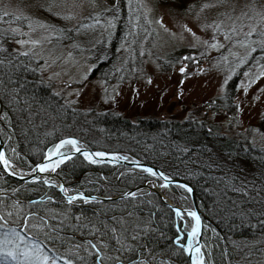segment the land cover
<instances>
[{"label": "trees", "instance_id": "trees-1", "mask_svg": "<svg viewBox=\"0 0 264 264\" xmlns=\"http://www.w3.org/2000/svg\"><path fill=\"white\" fill-rule=\"evenodd\" d=\"M29 63L22 54L0 51V107L6 116L1 132L8 158L16 168L32 172L48 158L50 149L67 139L77 140L80 148L148 164L194 188L205 223V264H264L263 146L253 144L245 133H237L238 138L220 134V128L207 121L131 122L114 114L73 110ZM222 100L231 104L230 90L218 102ZM94 133L97 137L92 140ZM74 150L71 145L61 149L64 154ZM57 174L69 194L88 196H120L150 182L163 184L158 176L143 170L91 163L82 156L67 161ZM162 190L183 208L192 203L184 188L170 185ZM14 204L26 211L30 222H38L36 231L29 222L26 235L38 236L46 251L51 249L62 257L58 261L62 264L63 258L73 264H95V257H88L84 247H75L88 241L98 246L108 243L110 247L102 251L120 255L125 264L130 258L144 259L146 264H190L176 241L186 244L184 221L192 219L177 217L148 191L116 202L84 204L79 200L70 205L51 186L12 180L0 168V206L8 211ZM112 228L136 251H113L119 245L112 239ZM134 235L136 240L131 239Z\"/></svg>", "mask_w": 264, "mask_h": 264}, {"label": "rangeland", "instance_id": "rangeland-1", "mask_svg": "<svg viewBox=\"0 0 264 264\" xmlns=\"http://www.w3.org/2000/svg\"><path fill=\"white\" fill-rule=\"evenodd\" d=\"M0 18V51L26 56L73 110L131 122L207 121L264 147V0H0ZM228 90L231 104L218 102ZM5 123L0 107V130ZM0 210L23 230L26 211L17 222V209Z\"/></svg>", "mask_w": 264, "mask_h": 264}, {"label": "snow or ice", "instance_id": "snow-or-ice-1", "mask_svg": "<svg viewBox=\"0 0 264 264\" xmlns=\"http://www.w3.org/2000/svg\"><path fill=\"white\" fill-rule=\"evenodd\" d=\"M204 7H209V5H205ZM7 15V13H6ZM70 18V17H69ZM17 19H20V17H17ZM26 19V18H25ZM158 23L162 24V21H158ZM29 28L32 27L31 24L28 25ZM114 26V25H113ZM84 27H88L85 25ZM185 31H188L192 34L194 40L199 41V37L195 35V33L192 32L191 29L187 28V26H183ZM219 26H217L218 28ZM13 31H18V29H14ZM248 35H252V32H249ZM227 39V35L225 36ZM20 43H24L23 41H20ZM207 43V42H205ZM264 43V42H262ZM195 46V45H193ZM211 47L217 48L219 47L218 44H212ZM256 49L253 48L252 51H255ZM27 55V53H24ZM184 59H189V57H185ZM243 63V61H242ZM186 71L184 67L180 69V72L183 74ZM247 76L248 73H245ZM229 77L228 79H230ZM149 83L151 81L149 80ZM227 83V81H225ZM245 92H247V88H245ZM65 145H71L76 152H80L81 149L78 147V141L75 139H67V140H61L59 144L55 145L53 149L49 150L48 158L51 159L53 156H59L60 159H58L55 164H39L37 165V168L40 172H48L49 170L55 172L56 168L60 166V164L64 163L65 159L69 158L66 157L65 154L61 151V149ZM14 151V150H13ZM95 156L103 157L105 154L103 152H98L94 154ZM83 156L85 159L89 160L91 163H96L97 161L92 158V154H90L88 151L83 152ZM115 159H120V157H115ZM124 159H127L124 157ZM0 163H2L5 167V169H8L10 167V162L5 157L4 152H0ZM36 169H33L35 171ZM145 172L149 173L152 176H159L160 179L165 181L164 184L161 185V187H168V177L164 175V173H156L151 168H145ZM13 175L15 173H12ZM23 178V177H21ZM43 183L50 184V181L44 180ZM60 191L64 193L65 197L67 198V203L72 204L76 200H83L84 203H88V199H86L83 194H79L76 196H70L68 195V190L63 187V185H60ZM180 187H184L181 185ZM189 192L191 191L190 188L187 189ZM15 191V190H14ZM131 196H135V193H131ZM93 200L95 197L92 198ZM33 203H36L33 201ZM14 208L17 209L16 216H17V222L21 219L19 214V205L14 204ZM176 215L179 217L181 216V212L177 209ZM189 215L195 220V225L192 227L191 231L188 233V245L187 247H184L182 244H180V240L178 239L176 243L180 245L181 248H183L184 251L192 253V264H204L203 255L201 253V250L199 247H196L193 249L192 241L196 238L199 232L200 227V218L197 216L195 212L189 213ZM8 217L13 216V212L7 213ZM29 219L30 217L25 216L23 217V230L25 231V234H22V231L18 227H9L8 220L5 218V216L0 215V264H58V261L62 259V257L56 255V253L48 249L45 250V245L43 242L39 241L38 236H32L28 237L26 235V230L29 228ZM76 220H79L80 217H75ZM32 227H36V225H32ZM98 231V229L96 230ZM112 232V239L115 240V243L119 245L118 248L112 249L115 252L121 253V252H135L136 249L132 247L131 245H128L125 243L124 239L121 235H117V230L115 228L111 229ZM48 239H51V237H48ZM132 240H136L137 236H132ZM75 247L80 248L84 247V250L88 253V257H95V264H109V262H114V264H125V260L121 259L120 255H116L115 257L108 255L106 252L102 251V249H108L110 245L108 243H102L100 246H98L95 243H92L91 241L87 242V245H75ZM94 250V251H93ZM51 253V254H49ZM81 260H85V257H79ZM63 264H73L71 260H68L66 258H63ZM127 264H146V261L144 259H134L130 258L127 261Z\"/></svg>", "mask_w": 264, "mask_h": 264}, {"label": "water", "instance_id": "water-1", "mask_svg": "<svg viewBox=\"0 0 264 264\" xmlns=\"http://www.w3.org/2000/svg\"><path fill=\"white\" fill-rule=\"evenodd\" d=\"M84 151H88L90 154H92V158L95 159L96 161L106 162V163H110L112 165L127 166V167H130V168H133V169H138V170H143V171H144L145 168H151L156 173H161L162 172L161 170H159V169H157V168H155L153 166H150L148 164H145V163L126 161L124 159H115V157H117V155H114L112 153H107V152L100 151V150H88V149H84V148H81L80 152H76L74 150L73 152L65 154V156L69 157V158L65 159L64 163L60 164V166L58 168H56L55 172H53V171L52 172H40L37 167H36L35 171L24 172V171H22V170H20V169H18L16 167H14L12 165V163L10 162V160L8 158V155H7V152H6V145L4 143V139H3V136H2V133H1V130H0V152H4L6 159H8L9 162H10V167L8 169H5L4 165L2 163H0V168L5 173V175L8 176L9 178H12L13 180H16L18 182H23V183H31V182H38V181L43 182L44 180H48V181H50L51 187L54 188L55 190H57L61 194V196L66 199V201H67V198L65 197L64 193H62L60 191V187L59 186L63 185V187L65 189H67V185L63 182L62 178L57 174V172L70 159H72V158H74L76 156L84 157L83 156V152ZM98 152H103L105 155L103 157L95 156L94 154L98 153ZM58 159H60L59 156H53L51 159L47 158L46 160H44L40 164H51L53 162H56ZM12 173H15V174L13 175ZM21 177H23V178H21ZM160 180L163 182V184L165 183V181H163L162 179H160ZM168 180H169L168 187L170 185H174V186H178V187H180L181 185L184 186V187H181V188H184L187 191V193L189 194V196H190V198L192 200V203H193V208L192 209H184V208L180 207L178 204L174 203L170 198H168L161 191L160 187H157L156 185L151 186L150 184H146L145 186L130 190V191H128L125 194L120 195V196L105 197V196H88V195H85V194H83V196L86 199H88V201H89L88 203H93V202H116V201H120V200H124V199L133 197V196L130 195L131 193L138 194V193H140L142 191H149L150 193H153V194L157 195L162 200V202L174 212L175 215H176V210L177 209L181 212V216L185 215V216L190 217V218H192V217L189 215V213L195 212L197 214V216H199V218H200V227H199V232H198V235H197L196 242L192 246H193V249H195L196 247H199L200 250H201V253H202V245H203V237H204V231H205V223H204V217H203L202 212L200 211V208H199V205H198V199H197L195 190L189 183L184 182L182 180H175V179H172L170 177H168ZM47 185H49V184H47ZM188 188L191 189L190 192L187 190ZM79 194H82V193H77V194H73V195H70L68 193V195H70V196H76V195H79ZM93 197H95L94 200L92 199ZM76 201H79V199L76 200ZM81 201H83V200H81ZM83 203H84V201H83ZM88 203H84V204H88ZM181 216H179V217H181ZM187 245H188V240H187V243H186L185 247H187ZM186 255H187V258L189 260V263L192 264V255L193 254L189 253V252H186ZM202 255H203V253H202ZM203 260H204V257H203Z\"/></svg>", "mask_w": 264, "mask_h": 264}, {"label": "bare ground", "instance_id": "bare-ground-1", "mask_svg": "<svg viewBox=\"0 0 264 264\" xmlns=\"http://www.w3.org/2000/svg\"><path fill=\"white\" fill-rule=\"evenodd\" d=\"M10 179H12V178H10ZM13 180V179H12Z\"/></svg>", "mask_w": 264, "mask_h": 264}]
</instances>
